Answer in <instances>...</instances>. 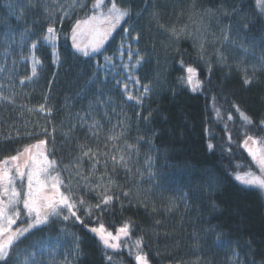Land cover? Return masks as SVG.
I'll list each match as a JSON object with an SVG mask.
<instances>
[{"label": "trees", "instance_id": "trees-1", "mask_svg": "<svg viewBox=\"0 0 264 264\" xmlns=\"http://www.w3.org/2000/svg\"><path fill=\"white\" fill-rule=\"evenodd\" d=\"M118 2L131 9V18H125L99 51L83 57L71 49V30L77 20L91 13L93 0H78L86 6L75 9H68L71 0H38L34 8L27 6V0H0V161L46 139L49 159L57 162L61 178L67 182L72 172L76 196L86 201L78 212L84 224L74 218H53L22 239L14 259L23 264L26 257L30 259L28 253L43 249L35 257L37 264H65L66 259L70 264H109L106 255L112 256L111 264H136L130 245L142 238L150 264H234V254L236 264H262L264 195L235 181L234 174L256 171L243 141L245 134L264 137V62L249 71L253 82L245 86L236 67L228 70L219 61L213 42L201 53L199 40L194 43L187 35L177 39L171 29L185 28L208 42L218 32H227L231 21V38L253 42L264 32V13L256 0ZM45 6L49 12L55 9L52 16L44 11ZM22 8L23 18L17 19ZM233 8L236 15H231ZM65 9L67 17L63 16ZM53 19L61 63L53 65L51 47L41 44L35 55L42 63L29 81L31 43ZM25 28L32 32L21 44L20 33ZM124 28L131 29L130 35L139 33V44L132 43L147 61L136 70L141 85L152 87L142 108L126 101L123 84H116L117 80L128 82L123 65L134 62L118 58ZM181 59L184 67L197 69L203 81L201 91L193 93L178 84V78L186 75ZM91 79L96 83L89 84ZM128 83L139 95V86ZM41 104L52 109L50 116L38 111ZM237 107L252 124L241 119ZM149 112L151 118L145 122L142 117ZM94 122L100 125L98 136L93 135ZM121 132L120 139L107 141L109 135L120 136ZM106 143L107 156L123 155L127 167L117 166L113 172L109 161L108 174L114 181L109 194L119 199L114 198L109 210L94 209L89 216L85 208L99 202V189L89 191L88 186L104 172L107 156L100 157L98 171L89 180L75 176L73 161L82 157L79 145L103 152ZM208 143L214 145L213 150L207 148ZM91 167L92 162L82 157L81 176H89ZM124 191L130 196H123ZM125 222H131L127 250L105 249L90 231L103 223L115 232ZM73 234L80 238L79 254L74 253ZM213 234L230 243L216 246Z\"/></svg>", "mask_w": 264, "mask_h": 264}, {"label": "snow or ice", "instance_id": "snow-or-ice-1", "mask_svg": "<svg viewBox=\"0 0 264 264\" xmlns=\"http://www.w3.org/2000/svg\"><path fill=\"white\" fill-rule=\"evenodd\" d=\"M37 3L38 0H27V6L29 7L34 8ZM256 4L261 13H264V0H256ZM77 6L83 8L86 5L78 3V0H71L68 9H75ZM59 7L63 9L64 5L61 4ZM68 9L64 10V17L69 16ZM44 11L48 13L49 16H52L55 9H53V12H49L48 7L45 6ZM90 11L91 15H87L83 20H77L71 30V49L74 50L75 54L83 57H90L92 53L99 51L121 24V21H124L125 18L130 19L132 15L131 9L129 7H122L121 2H118V0H93ZM23 14L22 8L17 19H22ZM236 14L237 9L233 8L231 15ZM137 15H139V13H137ZM153 15H155V13H153ZM224 15L228 16L229 13L225 12ZM61 19H63V17H61ZM54 23L55 20L53 19L52 23L46 28L44 34L38 40H34L31 43V76L26 77L29 81L37 76V66L42 63L35 55V51L41 44L51 47L53 65L59 67L61 63L59 52L56 50L57 40L59 39L57 35L58 30L53 26ZM161 27H163V25H161ZM231 27L230 21L228 31L223 34V40L226 42L229 40ZM243 28L247 30L248 24L244 23ZM31 32V28H25L24 31L20 33L21 44L28 39L29 33ZM123 32L125 36L122 38L117 51L120 53L121 58L126 54L129 61H133L134 59V62L131 64L125 63L123 68L128 73L125 78L126 81L130 82L132 85L139 86L140 94H134L133 91L130 90L128 82L117 80L116 84H123L122 92L124 93L126 101L134 102L137 107L142 108L144 100L152 91V87L150 83L141 85L140 79L136 75V70L147 63V61L140 53L138 47H134L132 43V41H135L137 45L139 44V33L130 35V28H124ZM171 32L172 36L177 39L182 35H187L194 43L200 40L199 50L201 53L204 52V43L199 35L186 32L185 28H181L179 32L173 28ZM125 49L127 50L126 53ZM201 59H203V56H201ZM220 59H224L222 54L220 55ZM262 60H264V58H262ZM179 63L180 66L184 68L186 75L178 78V84L181 87L190 89L193 93L201 91L203 88V81L198 79L197 69L192 66L184 67V61L182 59ZM208 71L211 72V67H209ZM24 82V79L20 81L21 84ZM252 82V78L245 75L243 84L248 86ZM95 83V79L89 81V84ZM0 96H2V94H0ZM45 99H47V97H45ZM236 110L240 113L241 119L246 122V124H252V120L246 113L240 111L238 107ZM38 111L48 116L52 114V109L46 107L45 104H41ZM151 115V112H149L148 115L143 116L142 119L148 122ZM217 116H219V110H217ZM137 117L138 119L141 118L139 112L137 113ZM227 119H232L231 114L228 115ZM121 124H123V121ZM261 124L264 125V121H261ZM99 127L100 125L94 122L92 126L94 136H98L96 129ZM53 131H55V129H53ZM44 133L47 134V129H44ZM121 136H123V132H121L120 136L109 135L106 139L108 142H111L120 139ZM228 139L231 142V135H229ZM46 145L47 140L40 139L36 144L28 145L24 147L23 150L18 151L16 155L6 157L4 160L0 161V264H20V262L16 261L14 258L17 255V249L22 239H26L29 235H32L34 230L41 226H47L53 218H59L62 221H68L74 218L75 221L84 224L78 212L82 207H85L86 201L82 196L79 198L76 196L72 186L73 173L69 172L67 182L61 178V174L56 168L57 162L49 159ZM108 146L109 145L106 143L104 151L102 152L99 148L93 151V149L87 145H79L78 147L82 153V157L88 158L92 162V167L89 176H81L79 165L82 157H77L73 161L75 176H79L84 180H89L92 174L98 171L97 166L101 164L100 157L102 155L107 156ZM128 147L132 146L128 145ZM243 147L251 157L252 162L258 167L260 174L257 175L251 170L236 172L234 174V179L246 188L264 191V137L257 138L245 134ZM113 148L115 150V146H113ZM207 148L211 151L214 149V145L208 143ZM109 161H111L113 165V172L116 170L117 166L127 167V161L123 155H120L118 158L115 155L107 156V159L103 161L104 172L97 177V181L94 185L90 183L88 186L89 191H96L99 189L97 193L99 202L94 206L85 208L86 214L89 216L92 215L94 209L102 212L109 210V206L113 204L114 198L119 199V197H114L113 194H109L111 192V186L114 183L111 176L108 174L107 165ZM64 170L68 171V166H65ZM53 172L56 174L53 175ZM25 180L26 186L24 184ZM77 184H79V181H77ZM61 188H63L64 191H61ZM209 190H212L211 185H209ZM122 194L125 197L130 196V192L127 191H124ZM121 207H123V204H121ZM22 215L27 218L24 221L26 226H17L14 228L13 226L17 225V221L20 220ZM85 227H87V225H85ZM130 230L131 222H125L116 230L115 234L108 231L103 223H99L98 227H92L90 229L91 233L98 236L105 249L113 250L121 247V238L129 237ZM61 231L63 232L65 230L61 229ZM213 235L215 237L213 243L216 246H227V244L230 243L229 241L222 240L219 235ZM73 240L74 253L79 254L80 238L73 234ZM58 243L59 242H57V244ZM45 248H47V245H45ZM42 251L43 249H39L28 253L30 259L26 257L23 264H37L35 257L38 253H42ZM106 259L109 264H111L112 256L106 255ZM135 261L136 264H150L148 254L143 251L142 238H138L135 241ZM65 264H70V262L66 259ZM262 264H264V262H262Z\"/></svg>", "mask_w": 264, "mask_h": 264}, {"label": "rangeland", "instance_id": "rangeland-1", "mask_svg": "<svg viewBox=\"0 0 264 264\" xmlns=\"http://www.w3.org/2000/svg\"><path fill=\"white\" fill-rule=\"evenodd\" d=\"M89 15H91V14H89ZM85 18H83V19H85ZM122 22L123 21H121V24H122ZM121 24L116 28V30L121 26ZM116 30L112 33V35H114ZM225 32L226 31L218 32L217 35L211 37L208 40V42H206L205 39L201 36L203 43H204V47L207 44L213 42L217 48L216 52H217L219 61H221L222 64L225 65L228 70L232 67H236V69H238L244 77H245V75L249 76V71L254 69L257 63H263L264 62V60H262V58H264V32L261 34V36L258 39L253 40V42H250L249 40L244 41L242 38H239V37H233V38L229 37V40L226 42L223 40V34ZM121 41L122 40L120 39L118 43H120ZM200 42L201 41L199 40L198 45H200ZM126 51L127 50L125 49V53H126ZM221 54L224 57L223 60L220 59ZM118 55H119L118 58H120L122 60L127 59L126 54H125L126 56L123 58H121L120 53ZM236 57H239L241 59V61H238V59ZM127 61H128V59H127ZM254 167L256 168L255 173L257 175H259L260 173H259L258 167L255 164H254ZM53 175H55L54 172H53ZM24 184L26 186V180L24 181ZM18 187H19V182H18ZM262 193L264 195V191H262ZM21 207H22V205H21ZM26 219L27 218L22 215L20 220L17 221V225H14L13 227L15 228L17 226H26V224L24 223V221ZM115 233H116V231L113 232V234H115ZM121 239H122L121 247L119 249H115V250H121V249L127 250V249H129L130 248L129 247L130 240L127 237L126 238L122 237ZM130 246L132 247L130 249L133 250L131 252L135 253V244H132ZM109 250H113V249H109ZM134 258H135V254H134ZM232 262H234V264H236L237 254H234V258H233Z\"/></svg>", "mask_w": 264, "mask_h": 264}]
</instances>
